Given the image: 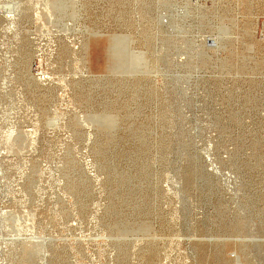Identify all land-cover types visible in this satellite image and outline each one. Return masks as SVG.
<instances>
[{
  "label": "rangeland",
  "instance_id": "374dc122",
  "mask_svg": "<svg viewBox=\"0 0 264 264\" xmlns=\"http://www.w3.org/2000/svg\"><path fill=\"white\" fill-rule=\"evenodd\" d=\"M0 264H264V0H0Z\"/></svg>",
  "mask_w": 264,
  "mask_h": 264
}]
</instances>
